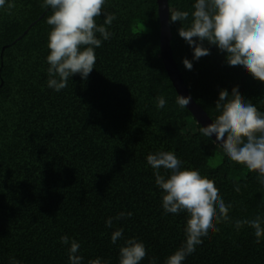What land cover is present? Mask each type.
<instances>
[{"label":"trees","instance_id":"1","mask_svg":"<svg viewBox=\"0 0 264 264\" xmlns=\"http://www.w3.org/2000/svg\"><path fill=\"white\" fill-rule=\"evenodd\" d=\"M193 102L264 165V0H167ZM156 0H0V264H264V176L160 57Z\"/></svg>","mask_w":264,"mask_h":264},{"label":"water","instance_id":"2","mask_svg":"<svg viewBox=\"0 0 264 264\" xmlns=\"http://www.w3.org/2000/svg\"><path fill=\"white\" fill-rule=\"evenodd\" d=\"M157 14L160 24L159 30V49L160 57L162 59L165 70L168 74L173 87L176 89L180 99L190 111L193 118L198 124L202 126L204 131L223 149L227 150L231 155L237 158L239 161L247 165L252 170L260 173L264 176V165L244 152L239 146L231 141L227 136L221 132L217 126L211 121V119L205 114L199 106H197L191 97L189 96L186 87L180 77L179 71L172 58V53L169 45L171 33L169 30V8L167 0H156Z\"/></svg>","mask_w":264,"mask_h":264}]
</instances>
